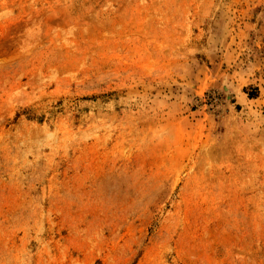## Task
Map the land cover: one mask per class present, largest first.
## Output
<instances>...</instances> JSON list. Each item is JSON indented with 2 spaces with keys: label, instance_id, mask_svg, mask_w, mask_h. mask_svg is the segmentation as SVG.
Here are the masks:
<instances>
[{
  "label": "rangeland",
  "instance_id": "rangeland-1",
  "mask_svg": "<svg viewBox=\"0 0 264 264\" xmlns=\"http://www.w3.org/2000/svg\"><path fill=\"white\" fill-rule=\"evenodd\" d=\"M0 264H264V0H0Z\"/></svg>",
  "mask_w": 264,
  "mask_h": 264
}]
</instances>
